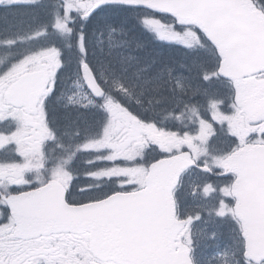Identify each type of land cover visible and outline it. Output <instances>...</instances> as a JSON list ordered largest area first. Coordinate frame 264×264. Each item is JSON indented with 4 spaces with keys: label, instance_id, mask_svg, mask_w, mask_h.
<instances>
[{
    "label": "snow or ice",
    "instance_id": "snow-or-ice-1",
    "mask_svg": "<svg viewBox=\"0 0 264 264\" xmlns=\"http://www.w3.org/2000/svg\"><path fill=\"white\" fill-rule=\"evenodd\" d=\"M0 9V264H264V0Z\"/></svg>",
    "mask_w": 264,
    "mask_h": 264
},
{
    "label": "rangeland",
    "instance_id": "rangeland-1",
    "mask_svg": "<svg viewBox=\"0 0 264 264\" xmlns=\"http://www.w3.org/2000/svg\"><path fill=\"white\" fill-rule=\"evenodd\" d=\"M192 203H195V201H193ZM201 252H202V255L204 256V258L210 261L214 257V255L216 254L215 245H213L211 243L205 244L203 246Z\"/></svg>",
    "mask_w": 264,
    "mask_h": 264
},
{
    "label": "trees",
    "instance_id": "trees-1",
    "mask_svg": "<svg viewBox=\"0 0 264 264\" xmlns=\"http://www.w3.org/2000/svg\"><path fill=\"white\" fill-rule=\"evenodd\" d=\"M3 12V10H0V13H2ZM3 25V21L2 20H0V26H2ZM169 50H171V49H169Z\"/></svg>",
    "mask_w": 264,
    "mask_h": 264
},
{
    "label": "flooded vegetation",
    "instance_id": "flooded-vegetation-1",
    "mask_svg": "<svg viewBox=\"0 0 264 264\" xmlns=\"http://www.w3.org/2000/svg\"><path fill=\"white\" fill-rule=\"evenodd\" d=\"M0 10H3V9H0Z\"/></svg>",
    "mask_w": 264,
    "mask_h": 264
}]
</instances>
